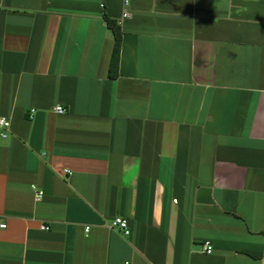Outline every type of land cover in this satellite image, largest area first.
Masks as SVG:
<instances>
[{"label":"crops","instance_id":"1","mask_svg":"<svg viewBox=\"0 0 264 264\" xmlns=\"http://www.w3.org/2000/svg\"><path fill=\"white\" fill-rule=\"evenodd\" d=\"M0 117V264H264V0H0Z\"/></svg>","mask_w":264,"mask_h":264},{"label":"built area","instance_id":"2","mask_svg":"<svg viewBox=\"0 0 264 264\" xmlns=\"http://www.w3.org/2000/svg\"><path fill=\"white\" fill-rule=\"evenodd\" d=\"M130 5V0H125V7L128 8ZM130 17V12L125 9L122 13V16L117 19V25L121 27L124 23V20ZM56 111L58 113H65L66 109L63 106H57ZM11 126V121L7 119L6 117H0V129H1V136L6 137L7 136V130ZM43 195L42 191H39L37 195V199H40ZM176 201V200H175ZM111 228H119L124 231L125 235L130 234V229H129V224L128 220L123 217H116L112 222H111ZM1 227H6V224H2ZM41 228L43 230H49L50 227L47 225H42ZM87 230L89 228L87 227ZM204 251L208 254H211L213 252V246L210 241H205L204 245ZM125 264H132L130 261H126Z\"/></svg>","mask_w":264,"mask_h":264},{"label":"trees","instance_id":"3","mask_svg":"<svg viewBox=\"0 0 264 264\" xmlns=\"http://www.w3.org/2000/svg\"><path fill=\"white\" fill-rule=\"evenodd\" d=\"M112 26L114 28L116 42H115V47L113 51L110 68H111V71H114L117 68V64H118V56H119V50H120V29L118 25L112 24Z\"/></svg>","mask_w":264,"mask_h":264}]
</instances>
